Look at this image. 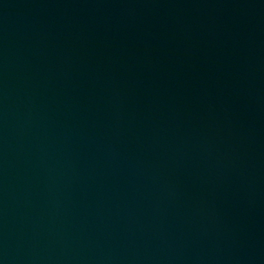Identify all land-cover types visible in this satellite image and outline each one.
Returning <instances> with one entry per match:
<instances>
[{"label":"water","instance_id":"water-1","mask_svg":"<svg viewBox=\"0 0 264 264\" xmlns=\"http://www.w3.org/2000/svg\"><path fill=\"white\" fill-rule=\"evenodd\" d=\"M0 264H264V0H0Z\"/></svg>","mask_w":264,"mask_h":264}]
</instances>
